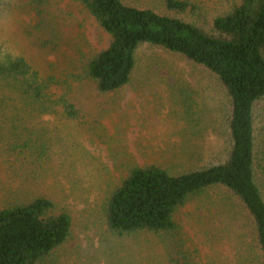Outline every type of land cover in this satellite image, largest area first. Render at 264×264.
<instances>
[{"label": "rangeland", "instance_id": "1", "mask_svg": "<svg viewBox=\"0 0 264 264\" xmlns=\"http://www.w3.org/2000/svg\"><path fill=\"white\" fill-rule=\"evenodd\" d=\"M38 1L0 0V49L27 58L42 78L77 72L110 47V36L79 0ZM125 1L209 26L242 2L183 0L199 11L181 15L166 0ZM51 95H68L81 116L66 117L57 105L39 112L0 87V211L45 196L73 221L70 239L49 264H176L183 252L192 264H262L224 193L216 202L192 199L177 212V237H117L104 218L107 200L132 168L159 166L175 174L224 160L231 103L216 76L145 45L122 90L101 95L84 82L53 88ZM255 120L264 153V101Z\"/></svg>", "mask_w": 264, "mask_h": 264}, {"label": "trees", "instance_id": "2", "mask_svg": "<svg viewBox=\"0 0 264 264\" xmlns=\"http://www.w3.org/2000/svg\"><path fill=\"white\" fill-rule=\"evenodd\" d=\"M79 2L110 36V47L79 71L48 78H42L27 58L0 49V87L4 85L39 112L57 105L66 117L76 119L81 116L76 103L68 95L55 100L52 89H71L86 82L101 95L116 93L131 82L142 46L181 55L208 70L231 103L224 122L230 137L224 160L175 174L159 166L132 168L107 200L106 225L117 237L140 233L177 237V212L192 199L216 202L224 193L231 209L239 212L252 249L264 264V153L255 120V108L264 101V0H242L210 26L132 6L125 0ZM166 7L181 15L199 11L183 0H166ZM72 227V218L58 213L45 196L1 210L0 264H49L70 239ZM175 263L192 264L184 252Z\"/></svg>", "mask_w": 264, "mask_h": 264}]
</instances>
